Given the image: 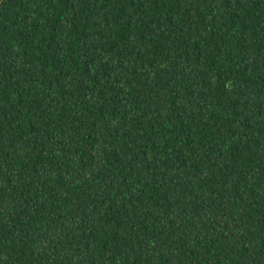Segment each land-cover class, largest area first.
<instances>
[{"label": "trees", "instance_id": "obj_1", "mask_svg": "<svg viewBox=\"0 0 264 264\" xmlns=\"http://www.w3.org/2000/svg\"><path fill=\"white\" fill-rule=\"evenodd\" d=\"M0 264H264V0H0Z\"/></svg>", "mask_w": 264, "mask_h": 264}]
</instances>
